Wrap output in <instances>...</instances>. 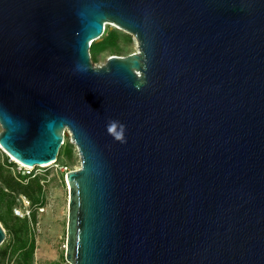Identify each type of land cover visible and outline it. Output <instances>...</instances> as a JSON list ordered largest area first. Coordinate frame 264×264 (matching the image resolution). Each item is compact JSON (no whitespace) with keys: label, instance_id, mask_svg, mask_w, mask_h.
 Segmentation results:
<instances>
[{"label":"water","instance_id":"1","mask_svg":"<svg viewBox=\"0 0 264 264\" xmlns=\"http://www.w3.org/2000/svg\"><path fill=\"white\" fill-rule=\"evenodd\" d=\"M106 24L137 51L95 65ZM0 129L75 145L68 264H264V0H0Z\"/></svg>","mask_w":264,"mask_h":264},{"label":"rangeland","instance_id":"2","mask_svg":"<svg viewBox=\"0 0 264 264\" xmlns=\"http://www.w3.org/2000/svg\"><path fill=\"white\" fill-rule=\"evenodd\" d=\"M106 31V33H105ZM109 31L115 37H109ZM122 32L113 24H106L103 36L90 47V57L95 65L103 64L109 56L124 57L137 51L135 39ZM108 38L105 42L104 39ZM104 41V42H103ZM103 43V44H101ZM1 131V129H0ZM60 157L55 164L29 169L22 173L17 162L0 149L1 171L4 177L12 176L22 185L30 184L26 179L20 181L18 174L38 178L43 194L33 205L23 194L6 190L0 177V224L6 232L1 247L0 264H68L65 261L68 188L65 174L79 167V157L69 135H65ZM70 151V152H69ZM3 163V164H2ZM6 175V176H5ZM4 189L6 195L1 190ZM9 189V188H8ZM21 227L20 242L26 243V250L32 247L28 262L22 260L20 250L16 249V235L9 229Z\"/></svg>","mask_w":264,"mask_h":264},{"label":"trees","instance_id":"3","mask_svg":"<svg viewBox=\"0 0 264 264\" xmlns=\"http://www.w3.org/2000/svg\"><path fill=\"white\" fill-rule=\"evenodd\" d=\"M106 33V31H105ZM109 37H115V32L114 31H109L107 32ZM129 37V35H127ZM108 38H105L104 41L106 40L107 41ZM103 41V42H104ZM105 41V42H106ZM103 44V43H101ZM64 145V144H63ZM62 150L59 151V154H58V157H60V153H61ZM70 152V151H69ZM6 157H8L6 155ZM3 164V163H2ZM2 167L0 166V177L1 179H3V184L4 186L7 184L8 188L6 190H10V191H14L16 193H20V194H23L26 198H28L31 203L33 205H36V203H38L40 201V197L42 196L43 194V191H42V186L39 184V181H38V178H30L29 176H24V175H21V174H18L19 178H20V181H24V180H28L30 182V184H27V185H22L20 184V182H18L17 180H15L14 178H12V176H6L4 177V172L1 171ZM6 187V186H5ZM1 192L3 193V195H6L5 192H4V189L1 190ZM4 228L6 229V226H4ZM9 231L13 234V235H16V237L18 238L17 241H16V249H19L20 250V254H21V258L22 260L28 262V260L30 259L31 257V253H32V247L30 248V250H26V243L24 242H20V233L22 231V228L21 227H12L11 229H9ZM7 235V234H6ZM1 247H0V256H1Z\"/></svg>","mask_w":264,"mask_h":264},{"label":"built area","instance_id":"4","mask_svg":"<svg viewBox=\"0 0 264 264\" xmlns=\"http://www.w3.org/2000/svg\"><path fill=\"white\" fill-rule=\"evenodd\" d=\"M55 164V163H54ZM17 165L19 166V170L24 173L26 171V173H29V167L25 166V165H22L20 163L17 162ZM32 169V168H31Z\"/></svg>","mask_w":264,"mask_h":264},{"label":"bare ground","instance_id":"5","mask_svg":"<svg viewBox=\"0 0 264 264\" xmlns=\"http://www.w3.org/2000/svg\"><path fill=\"white\" fill-rule=\"evenodd\" d=\"M43 166H47V165H43ZM32 167H29V169H31Z\"/></svg>","mask_w":264,"mask_h":264}]
</instances>
